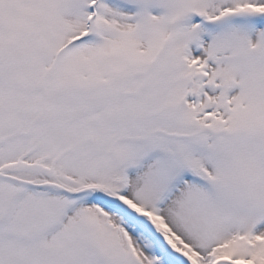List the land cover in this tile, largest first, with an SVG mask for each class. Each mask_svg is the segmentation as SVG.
Masks as SVG:
<instances>
[{"label": "snow or ice", "instance_id": "obj_1", "mask_svg": "<svg viewBox=\"0 0 264 264\" xmlns=\"http://www.w3.org/2000/svg\"><path fill=\"white\" fill-rule=\"evenodd\" d=\"M0 264H264V0H0Z\"/></svg>", "mask_w": 264, "mask_h": 264}]
</instances>
